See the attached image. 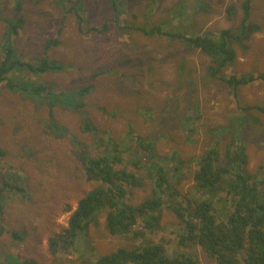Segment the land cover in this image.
Returning a JSON list of instances; mask_svg holds the SVG:
<instances>
[{
  "label": "rangeland",
  "instance_id": "1",
  "mask_svg": "<svg viewBox=\"0 0 264 264\" xmlns=\"http://www.w3.org/2000/svg\"><path fill=\"white\" fill-rule=\"evenodd\" d=\"M17 1L0 2L2 15L23 20L18 32L11 34L16 55H21L24 61L46 55L61 62H73L68 69L36 79V83L40 80L49 83L45 92L52 95L54 90L92 83L93 89L84 97L82 110L96 127L116 140H127L130 124L135 134L153 141L158 154L176 155L180 160L200 155L213 142V133L223 128L225 139L220 141L219 151L224 152L223 142L230 141L232 134L227 131L233 132L235 123L230 118L245 116L242 139L247 168L251 174L260 173L255 177L262 178L264 113L254 107H243L264 106V81L253 76L252 83L241 86L235 98L223 82L207 76L210 57L199 48L184 45L178 38L157 33L146 35L129 28L132 24L163 23L167 29L166 20L175 11H184L180 21L173 18L175 30L184 33L236 28L243 17L241 0H82L81 16L88 25H107L104 33L86 35L81 34L76 23L74 0H66L64 8L55 0H19V10L15 8ZM206 2L209 4L206 12H194ZM230 5L235 6L233 17L226 11ZM251 7L250 20L258 22L261 29L246 41V49L234 45L236 63L226 69V74L264 73V0H252ZM116 11H120V25L126 29L119 28L112 18ZM4 30V22L0 20V54L6 53L1 51ZM50 37L60 41L45 50V40ZM17 74L20 77L14 85L20 84L25 73H12V80ZM4 84L0 82V185L3 179L11 183L3 190L8 196L0 213V224L4 227L0 257L15 254L20 260L33 259L35 264H80L86 258L95 259L119 247L137 245L132 239L109 234L105 212L101 211L96 215L97 222L81 235L76 249L56 254L50 251L49 237L67 227L78 199L99 184L74 170L78 161L70 153L69 137H57L44 128L49 124L50 112L55 121L66 124L76 137L90 145L97 141L83 133L81 111L51 103L46 97L35 101ZM186 118L195 120L193 141L186 138ZM195 164L186 165L180 183L172 186H178L184 193L191 190ZM132 190V203L140 202L149 193L145 186ZM162 215L163 222L146 235L154 242L165 239L167 244L176 239L175 223L179 220L166 208ZM8 229L18 233L26 230L24 239L15 240ZM172 243L175 242L170 241L168 246ZM200 254L202 264H213Z\"/></svg>",
  "mask_w": 264,
  "mask_h": 264
},
{
  "label": "trees",
  "instance_id": "2",
  "mask_svg": "<svg viewBox=\"0 0 264 264\" xmlns=\"http://www.w3.org/2000/svg\"><path fill=\"white\" fill-rule=\"evenodd\" d=\"M55 1L61 8L65 7L66 0ZM251 1L241 0L243 17L236 28L202 33L175 30L177 25L173 26V18L178 17L180 21L184 11H175L168 17L167 29L163 23L132 24L129 28L146 35L157 33L171 39L178 38L184 45L199 48L210 57L207 76L223 82L237 98L239 88L252 83L253 76L264 81L262 72L239 76L226 74V69L236 63L237 51L234 45L246 49V41L261 29L258 22L250 20ZM80 2L82 0H74L72 8L77 15L76 23L80 32L82 31L81 34L106 32V24L101 27L88 25L86 18L81 16L84 8ZM234 7L230 5L226 9L232 17L235 14ZM15 8L20 9L19 0ZM208 9L209 4L206 2L194 12H206ZM119 12L116 11L112 18L119 28L126 29L120 25ZM0 20L5 27L1 51L6 50L5 54H0V82L4 81V86L35 101L45 100L46 97L51 103L57 102L69 109L81 111L84 114L83 133L97 141L90 145L76 137L70 133L66 124L55 121L53 113L50 112L51 120H48L49 124L44 128L57 137L68 136L72 145L70 153L78 161L74 170L90 181L99 182L78 199L68 218L67 227L49 237L52 253L76 249L81 235L85 234L90 224L97 222L96 215L103 211L109 234L132 239V243L136 241L139 244L119 247L108 254L98 255L95 259L86 258L80 264H202L200 253L206 255L213 264H264V173L260 179L255 177L260 175L259 172L251 174L247 168V153L242 139L245 116L241 119L230 118L236 124L232 126L233 132L226 130L228 134H232L230 141L223 142L224 152L220 153L219 146L222 144L220 141L225 139V128L213 133V142L200 155H193L187 160H180L176 155L158 154L153 148V141L135 134L130 124L126 132L127 140H116L96 127L82 110L84 97L93 89L92 83L58 92L54 90L52 95L51 92H45L49 83L45 80L36 83V79L53 71L68 69L73 62H61L46 55L32 61L22 60L21 55H16L17 50L11 42V34L18 32L23 20L6 17L1 11ZM59 41L52 37L46 39L45 50ZM16 72L25 73L19 85L13 83L20 74L12 80V73ZM251 107L264 113L263 105H247L243 108ZM194 121L193 118L184 119L186 138L190 141H193L195 133ZM190 162H195L197 168L192 172V189L184 193L178 186L172 185L175 182L180 183V178L186 172L184 168ZM10 183L3 179L0 185V213L8 196L3 190ZM144 186L149 191L148 196L140 202H130V197L134 194L132 189ZM164 208L174 213L179 220L175 223L178 226L176 239L170 240L175 243L170 247V241L167 244L165 239L154 242L146 235V232L154 231L163 222ZM7 231L15 240H21L24 239L26 230L23 233L13 229ZM3 232L4 227L0 224V235ZM0 264H35V261L27 258L20 260L15 254H7L0 257Z\"/></svg>",
  "mask_w": 264,
  "mask_h": 264
},
{
  "label": "clouds",
  "instance_id": "3",
  "mask_svg": "<svg viewBox=\"0 0 264 264\" xmlns=\"http://www.w3.org/2000/svg\"><path fill=\"white\" fill-rule=\"evenodd\" d=\"M250 84V83H249ZM135 146H136V144H135ZM138 149V148H137Z\"/></svg>",
  "mask_w": 264,
  "mask_h": 264
}]
</instances>
